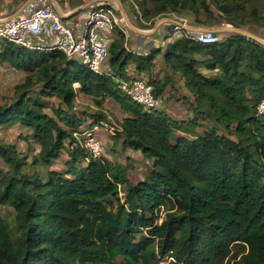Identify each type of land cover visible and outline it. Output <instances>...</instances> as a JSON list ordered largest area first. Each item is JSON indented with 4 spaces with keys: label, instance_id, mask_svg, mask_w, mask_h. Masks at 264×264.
Segmentation results:
<instances>
[{
    "label": "trees",
    "instance_id": "1",
    "mask_svg": "<svg viewBox=\"0 0 264 264\" xmlns=\"http://www.w3.org/2000/svg\"><path fill=\"white\" fill-rule=\"evenodd\" d=\"M137 2V20L150 24L174 14L200 27H215L221 17L264 28V0ZM118 33L110 68L99 73L59 50L0 39V71L10 66L26 74L0 105V127L19 125L41 147L29 163L17 145L0 143L8 168L0 169V204L14 212L12 222L0 212V264H264V116L257 113L264 45L237 33L203 44L183 29L162 48L141 53ZM159 56L163 79L154 72ZM140 74L160 99L179 76L193 94L191 115L176 119L134 102L121 82ZM81 95L97 109H78ZM107 100L125 115L116 127ZM111 127L115 152L120 144V154L148 160L143 179L130 178L131 159L124 165L92 158L87 134ZM62 151L65 171L52 169Z\"/></svg>",
    "mask_w": 264,
    "mask_h": 264
},
{
    "label": "built area",
    "instance_id": "2",
    "mask_svg": "<svg viewBox=\"0 0 264 264\" xmlns=\"http://www.w3.org/2000/svg\"><path fill=\"white\" fill-rule=\"evenodd\" d=\"M128 1L139 11L137 0ZM24 13L0 22V39L31 49L59 50L68 59H78L90 70L98 73L102 71L101 66L109 57L114 32H127V26L119 16L117 6L103 2L89 6L85 27L79 34L74 33L73 28L48 0H32L24 8ZM173 27L178 33L185 29L188 36L203 44L216 43L220 39L219 35L211 32L190 29L188 20L184 18L174 22ZM50 34L57 36L53 46L42 47L34 44V37ZM121 89L145 110L163 107L162 99L155 97L154 88L145 74L137 75L130 83L122 81ZM257 113L264 116V100L260 102ZM95 131L87 134L85 146L90 150L92 158L98 159L105 155V151L104 144Z\"/></svg>",
    "mask_w": 264,
    "mask_h": 264
},
{
    "label": "rangeland",
    "instance_id": "3",
    "mask_svg": "<svg viewBox=\"0 0 264 264\" xmlns=\"http://www.w3.org/2000/svg\"><path fill=\"white\" fill-rule=\"evenodd\" d=\"M26 1L0 0V5L4 4V3L14 2L16 4H19V7H21ZM56 1L58 2V4L61 5V7L65 4H67L68 5V8H67L68 11L69 10H77L78 13H82L87 8H89V6L83 7L84 4L90 2L91 0H56ZM111 4L113 6L117 5L115 2H113ZM122 6L124 7V9L126 11H128L130 9V7L127 5V2H125V0H124V5H122ZM131 9H132L133 13H135V11L137 12V10H135L133 8H131ZM179 18L180 17H177L174 14H170L168 16L156 18L154 20L153 24L147 23L145 21H138L137 20V21H134V25L140 29H143L144 31H151L155 28V24L158 23V29H159L160 34L165 35L168 39H170L171 37H175L176 34L178 33L174 29L173 23L179 21ZM219 19L221 21V24H219L215 27H211V28L196 26L190 22H189V26L191 28H195L198 30H203V29H219L220 30L223 28H230L231 27L230 23L224 22V20L221 17ZM239 28L241 30H244L245 32H248L250 34L255 35L256 37H258L264 41V28L256 26V25L239 27ZM117 31H119V30H117ZM126 31L130 32L131 30H129L127 27ZM169 33L172 35L170 38H169ZM230 34H233V32L221 31V32H219L218 35L220 38H225L226 36H228ZM162 64H163V60L161 58V59H159L158 63L156 64V69L154 70V72H157L156 70H158V71L160 70L159 71L160 73H158V75L161 78L163 77L162 70L164 69ZM25 78H26L25 73H23L22 71L16 70L10 66H5L1 69V71H0V105L8 102L9 99L14 96L15 86L23 83ZM168 89H172V87L169 85L167 90ZM179 95L182 97V94H179ZM191 97L193 98V94L190 92L188 98H191ZM168 99H166V101H165L164 96H163V99H162L163 100V107L161 108L162 110H164L168 114H171V116H174V118L176 117L178 119H181V118L189 115L187 113V112H189L188 111L189 110L188 104L185 105L182 103L183 98H180L178 100V102L173 101L170 103V105L165 106V103H167ZM173 99H175V97H173ZM78 101H79V103L75 102L78 109H81L82 105H87V107L93 106L94 108L97 109V106L94 103V100L92 98H84L83 97V98H79ZM178 103H180V104H178ZM181 104L183 105V107H179V105H181ZM103 107L105 108V110H107L109 121L112 123V125L114 127H116V125H117L116 123H118V121H120L122 119V117L124 116V113L121 111L120 106L114 101L107 100L103 103ZM96 109H94V110H96ZM49 112L51 113L50 110H49ZM196 119L200 120L198 118H196ZM114 127H111L109 129L113 130ZM29 134L30 133L27 129H25L19 125L13 126V127L1 126L0 127V143L1 144L12 143V144L17 145L21 152L28 154L29 163H32L33 162L32 156L37 155L41 147L39 144L29 142L28 140L25 139V137L29 136ZM95 134L97 135L98 138L101 139L103 144H105V137L107 136L105 128H98L95 131ZM178 134H181V132H178ZM230 137L233 139L235 138V136L232 134L230 135ZM29 144L30 145L33 144V147L35 148L34 153L29 150ZM104 151H105V155L107 157L112 156L113 152L109 151L108 148L104 147ZM66 159H68V152L62 151L60 159L54 162L52 169L59 170V171H65V164L64 163H65ZM128 159H131L130 164L133 166L129 170L130 178L133 181L143 179L149 165H148V160L146 158H144L141 153H134L132 151H128V152L120 154L118 152H115V154L113 153V156H112V160H114L115 162H121L124 165H126L129 162ZM0 169L3 172H6L8 169L2 163L1 160H0ZM30 172H33V169H30ZM0 212L10 222L13 221L14 212H13V209L11 207L3 206L0 204Z\"/></svg>",
    "mask_w": 264,
    "mask_h": 264
},
{
    "label": "crops",
    "instance_id": "4",
    "mask_svg": "<svg viewBox=\"0 0 264 264\" xmlns=\"http://www.w3.org/2000/svg\"><path fill=\"white\" fill-rule=\"evenodd\" d=\"M48 1L55 6V4L53 3L52 0H48ZM91 1H93V0H91ZM90 2L84 4V6H87ZM125 2H127V5L130 7V9L128 11L125 10V12L127 14L128 21L133 26H135L134 25V21H137L136 15H135V13H133V11L131 9L132 7H131L129 1L125 0ZM121 3H122V5H124V2L121 1ZM22 6L19 7V4H16L14 2L1 4L0 5V22H3L5 20H9V19H11V18H13L15 16L24 15L25 13H24V9H22ZM116 6L118 8V5H116ZM67 8H68L67 4L62 6V10H63L64 16H65L64 21L66 23H68L73 28L75 34H79L83 30V28L85 27L86 18H87L86 15H87L88 8L82 13H78L77 10H69L68 11ZM135 27L138 28L137 26H135ZM128 29L131 30L129 27H128ZM138 29H140V28H138ZM140 30L144 31L143 29H140ZM153 30L144 31V32H150V33H146V34H139V33L134 32L132 30L130 32L124 33L125 36H126L127 46L131 50H134V51H137V52H141V53H146V52H149L152 49L162 48L163 46L166 45L167 42H169V41H171V40H173L175 38H179L182 35V33H177L175 37H171V38L169 37L170 39L166 40L167 37L165 35L160 34L158 28L156 30H154V31ZM118 32L119 31H117V30L115 31L113 38H115V39L118 38V35H119ZM56 40H57L56 34L43 35V36H38V37H34L33 38L34 44H36L38 46H42V47L53 46L56 43ZM161 58H162V56H159L157 58L156 64L158 63L159 59H161ZM101 67H102L103 71H108V69L110 68L109 59H107L105 62H103ZM130 70L132 72L134 70V67L130 66ZM156 71L157 72H155V73H157V74L160 73L159 72L160 70L159 71L156 70ZM162 72H163V77L162 78L158 75V78H160V79H163L166 76V74H167L165 69H163ZM132 74H133V72H132ZM189 93L190 92L185 87L184 82L182 80H180L179 76H176L175 87H173L172 89H168V90L166 89L165 92H164L163 96H164L165 101H166V99L169 98L167 100V103H165V106L166 105L167 106L170 105V103L173 102V101L174 102H178V100L180 98H183L182 99V103L187 105V101L188 100H193L192 97L188 98ZM179 94H182V97ZM83 97L84 98H89V97H85V96L81 95V96H79L76 99V102L79 103V101H78L79 98H83ZM173 97H175V99H173ZM178 104H180V103H178ZM179 107H183V105L181 104V105H179ZM187 113L189 115H187L186 117H189L191 115V113L190 112H187ZM169 115L171 116V114H169ZM124 116L122 117V119L124 118ZM171 117L174 118V116H171ZM176 119H178V118H176ZM105 131L107 133V136L105 137L104 147L108 148L109 151H111V152H113L115 154L114 147H115V144H116V140L113 137V131L106 130V129H105ZM116 148H117L118 153L121 152V150H120L121 149V145L120 144ZM113 153H112V156H113ZM112 156L110 157L111 159H112Z\"/></svg>",
    "mask_w": 264,
    "mask_h": 264
},
{
    "label": "water",
    "instance_id": "5",
    "mask_svg": "<svg viewBox=\"0 0 264 264\" xmlns=\"http://www.w3.org/2000/svg\"><path fill=\"white\" fill-rule=\"evenodd\" d=\"M32 0H27L23 6H22V9L26 8V6L31 2ZM53 3L55 4L56 6V9L57 11L63 16V18H65L64 16V13H63V10H62V7L60 4H58V2L56 0H52ZM94 2H103V3H107V4H111L113 2L117 3L118 5V14L119 16L121 17V19L123 20L124 24L126 26H128L132 31L134 32H137L139 34H146V33H150V32H144L138 28H136L135 26H133L129 21H128V18H127V14L125 12V9L123 8L122 6V3H121V0H93L91 1L87 6H91L92 4H94ZM85 7V6H84ZM230 28H223V29H203V30H198V29H195V28H190L192 30H198V31H205V32H211L215 35H218L219 32L221 31H229V32H233V33H237V34H241V35H244L248 38H251V39H254L256 40L257 42H259L260 44L264 45V41L258 37H256L255 35L253 34H250L248 32H245L244 30H241L238 26L234 25V24H230ZM158 28V23L155 24V28L154 30H156ZM153 30V31H154Z\"/></svg>",
    "mask_w": 264,
    "mask_h": 264
}]
</instances>
